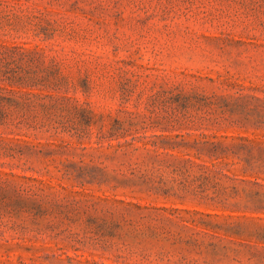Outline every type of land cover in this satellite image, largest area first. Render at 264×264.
<instances>
[{
	"label": "rangeland",
	"instance_id": "rangeland-1",
	"mask_svg": "<svg viewBox=\"0 0 264 264\" xmlns=\"http://www.w3.org/2000/svg\"><path fill=\"white\" fill-rule=\"evenodd\" d=\"M0 264H264V0H0Z\"/></svg>",
	"mask_w": 264,
	"mask_h": 264
}]
</instances>
